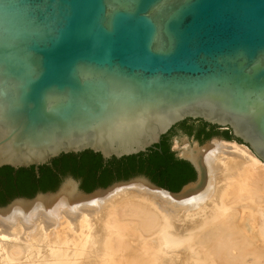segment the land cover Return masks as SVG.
<instances>
[{
  "label": "water",
  "instance_id": "water-1",
  "mask_svg": "<svg viewBox=\"0 0 264 264\" xmlns=\"http://www.w3.org/2000/svg\"><path fill=\"white\" fill-rule=\"evenodd\" d=\"M187 120L264 162V0H0V169L164 154ZM172 151L197 172L176 193L193 189L202 168ZM133 180L160 187L135 175L79 189Z\"/></svg>",
  "mask_w": 264,
  "mask_h": 264
},
{
  "label": "bare ground",
  "instance_id": "bare-ground-1",
  "mask_svg": "<svg viewBox=\"0 0 264 264\" xmlns=\"http://www.w3.org/2000/svg\"><path fill=\"white\" fill-rule=\"evenodd\" d=\"M176 148L202 168L193 189L69 180L0 207V264H264V162L234 140Z\"/></svg>",
  "mask_w": 264,
  "mask_h": 264
},
{
  "label": "trees",
  "instance_id": "trees-1",
  "mask_svg": "<svg viewBox=\"0 0 264 264\" xmlns=\"http://www.w3.org/2000/svg\"><path fill=\"white\" fill-rule=\"evenodd\" d=\"M179 127L201 141L221 134L217 127L203 121L187 120L174 128ZM222 134L233 139L230 130H225ZM173 135L170 131L162 139L164 154L151 150L148 155L141 153L122 159L113 158L106 164L100 154L92 151L64 154L53 160L56 170L49 165H43L40 177L36 176L34 167L19 170L3 167L0 169V206H6L16 197L32 198L39 192L56 191L62 182L58 178L60 172L65 176L72 174L76 178H82V187L88 193L135 175H146L159 186L179 192L183 186L196 180L197 172L188 161L177 158L171 150L170 139Z\"/></svg>",
  "mask_w": 264,
  "mask_h": 264
},
{
  "label": "rangeland",
  "instance_id": "rangeland-1",
  "mask_svg": "<svg viewBox=\"0 0 264 264\" xmlns=\"http://www.w3.org/2000/svg\"><path fill=\"white\" fill-rule=\"evenodd\" d=\"M187 137H189L190 138V140H187L186 138ZM214 139V138H213ZM212 138H211V141L213 140ZM210 140V139H209ZM185 143V142H187L188 144H191L193 147H195L196 145H197V143H198V141L196 140V139H194L192 136H190V135H188V134H186V133H177L175 136H174V138H173V142H172V146H176L177 145V143ZM207 142H208V140H206V141H204V142H199V143H201V144H203V145H207ZM205 145V146H206ZM73 179H76L75 177H68V178H66L63 182H61V184H60V186L58 187V189L56 190V192H58L60 189H61V187L63 186V185H65L69 180H73ZM77 180V179H76ZM76 182V181H75ZM129 182V181H128ZM78 184V183H77ZM112 187V186H111ZM40 193V192H39ZM39 193H37L34 197H32V198H30V199H35L36 197H38L40 194ZM18 198H21V197H16V198H14L13 200H11L6 206H9L10 204H12L15 200H17ZM24 198H27V197H24ZM5 206V207H6Z\"/></svg>",
  "mask_w": 264,
  "mask_h": 264
},
{
  "label": "flooded vegetation",
  "instance_id": "flooded-vegetation-1",
  "mask_svg": "<svg viewBox=\"0 0 264 264\" xmlns=\"http://www.w3.org/2000/svg\"><path fill=\"white\" fill-rule=\"evenodd\" d=\"M209 129V128H208ZM220 130V129H219ZM177 131V128H174L173 130H171V132L172 133H175ZM221 131V130H220ZM223 131H221V134L220 135H217V136H221V137H223V138H225V139H227V140H233V139H228V138H226L223 134ZM173 137V136H172ZM172 137H171V139H170V142H171V150H172V148H173V146H172ZM150 152H148V153H146V155H148ZM108 163V162H107ZM50 166V165H49ZM50 167H52L54 170H56L55 168H54V165H53V162H52V166H50ZM100 175V174H99ZM98 175V176H99ZM146 176V175H145ZM65 177V175L64 174H62L61 172L60 173H58V178L59 179H62L63 180V178ZM148 177V176H147ZM76 178V177H75ZM149 179H151L150 177H148ZM76 179H78L77 181L79 182V188L81 189V190H83V191H85L84 189H83V187H82V185H83V179L82 178H76ZM151 181H152V179H151ZM152 182H154V181H152ZM155 183V182H154ZM155 184H157V183H155ZM158 185V184H157ZM161 187V186H160Z\"/></svg>",
  "mask_w": 264,
  "mask_h": 264
}]
</instances>
